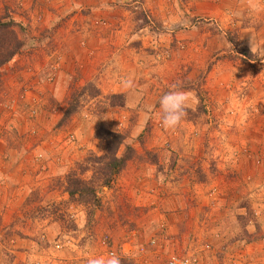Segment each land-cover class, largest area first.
Wrapping results in <instances>:
<instances>
[{
  "label": "rangeland",
  "instance_id": "374dc122",
  "mask_svg": "<svg viewBox=\"0 0 264 264\" xmlns=\"http://www.w3.org/2000/svg\"><path fill=\"white\" fill-rule=\"evenodd\" d=\"M7 17L0 264H264V0H0ZM172 84L196 102L167 130ZM107 130L131 156L106 184Z\"/></svg>",
  "mask_w": 264,
  "mask_h": 264
},
{
  "label": "trees",
  "instance_id": "16d2710c",
  "mask_svg": "<svg viewBox=\"0 0 264 264\" xmlns=\"http://www.w3.org/2000/svg\"><path fill=\"white\" fill-rule=\"evenodd\" d=\"M17 26V22L12 17L0 19V29L5 30L7 39L5 43L0 44V66L8 62L15 54L20 51L22 42L20 40ZM18 27H20V25ZM19 29H22V27ZM103 138L106 143L105 155H108V157L102 164V181L103 183L107 184L113 180V178L124 168L131 154H127V151H125L122 155H118L117 153L118 149L123 144L124 138L121 133L107 130ZM126 149H128L127 146ZM91 191L94 192L92 187ZM75 192H79V188L68 190L70 195L74 194Z\"/></svg>",
  "mask_w": 264,
  "mask_h": 264
},
{
  "label": "clouds",
  "instance_id": "9594fccd",
  "mask_svg": "<svg viewBox=\"0 0 264 264\" xmlns=\"http://www.w3.org/2000/svg\"><path fill=\"white\" fill-rule=\"evenodd\" d=\"M252 50L255 51L254 48ZM123 83L125 87L133 86L131 79H126ZM195 102V96L190 91L185 90L179 84H172L158 102L162 127L167 130L178 128ZM109 264H119V259L113 258L109 261Z\"/></svg>",
  "mask_w": 264,
  "mask_h": 264
},
{
  "label": "crops",
  "instance_id": "0c3cea01",
  "mask_svg": "<svg viewBox=\"0 0 264 264\" xmlns=\"http://www.w3.org/2000/svg\"><path fill=\"white\" fill-rule=\"evenodd\" d=\"M132 61H128L127 62V65L124 66V68H127V66L129 67L130 69V64H131ZM134 75V74H133ZM138 77V76H137ZM111 81L110 82H107V84H98V86L100 88H102V91L104 93H107V92H111V93H123V94H126L127 97H130V96H134L135 94H131L132 92H136V94L138 93V89L137 87L135 86H132V87H125L124 86V83H116L115 82V79H110ZM133 83V82H132ZM139 83V82H138ZM135 84V83H133ZM21 85V84H20ZM128 100V99H127ZM131 105V104H130ZM129 168H127V170H123L122 171V177H124L126 171H128Z\"/></svg>",
  "mask_w": 264,
  "mask_h": 264
},
{
  "label": "built area",
  "instance_id": "2783aa9c",
  "mask_svg": "<svg viewBox=\"0 0 264 264\" xmlns=\"http://www.w3.org/2000/svg\"><path fill=\"white\" fill-rule=\"evenodd\" d=\"M168 259L169 264H187L186 260L180 259L175 255L170 256Z\"/></svg>",
  "mask_w": 264,
  "mask_h": 264
}]
</instances>
